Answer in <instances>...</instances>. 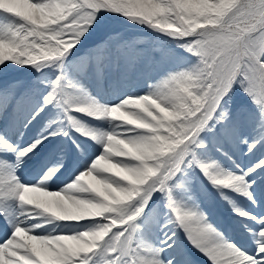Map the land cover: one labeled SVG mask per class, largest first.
<instances>
[{"label":"snow or ice","instance_id":"6c2138e0","mask_svg":"<svg viewBox=\"0 0 264 264\" xmlns=\"http://www.w3.org/2000/svg\"><path fill=\"white\" fill-rule=\"evenodd\" d=\"M204 262L264 264V0H0V264Z\"/></svg>","mask_w":264,"mask_h":264},{"label":"bare ground","instance_id":"6f19581e","mask_svg":"<svg viewBox=\"0 0 264 264\" xmlns=\"http://www.w3.org/2000/svg\"><path fill=\"white\" fill-rule=\"evenodd\" d=\"M33 174H34V173H33ZM33 174H32V175H33ZM32 175H31V176H32ZM31 176H30V177H31ZM222 204H223V202H222ZM222 213H229V210L227 209L225 212H222ZM227 225H228V221H227ZM228 231H230L229 228H228ZM228 231H227V232H228ZM200 259L202 260V258H200ZM204 264H206V262H204Z\"/></svg>","mask_w":264,"mask_h":264},{"label":"rangeland","instance_id":"374dc122","mask_svg":"<svg viewBox=\"0 0 264 264\" xmlns=\"http://www.w3.org/2000/svg\"><path fill=\"white\" fill-rule=\"evenodd\" d=\"M246 99V98H245ZM218 220L222 221L221 218H220V215L218 217ZM223 222V221H222ZM224 223V222H223ZM223 228H224V225H221Z\"/></svg>","mask_w":264,"mask_h":264}]
</instances>
